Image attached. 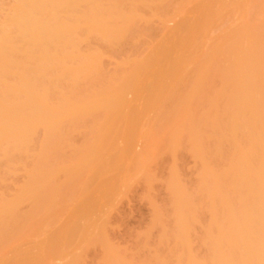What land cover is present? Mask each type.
Wrapping results in <instances>:
<instances>
[{"label": "bare ground", "instance_id": "obj_1", "mask_svg": "<svg viewBox=\"0 0 264 264\" xmlns=\"http://www.w3.org/2000/svg\"><path fill=\"white\" fill-rule=\"evenodd\" d=\"M224 16L232 24L210 37ZM154 20L160 40L140 59ZM126 44L132 55L107 72ZM144 118L115 175L119 190L150 184L152 162L172 159L146 228L167 250L134 259L104 247L98 264H264V0H0V264H78L73 238L99 229V208L68 230L56 260L43 262L35 239L58 206L116 168ZM184 156L197 165L192 185L176 164Z\"/></svg>", "mask_w": 264, "mask_h": 264}, {"label": "rangeland", "instance_id": "obj_2", "mask_svg": "<svg viewBox=\"0 0 264 264\" xmlns=\"http://www.w3.org/2000/svg\"><path fill=\"white\" fill-rule=\"evenodd\" d=\"M211 23L214 24L208 28V34L210 37H216L220 33L221 35L224 34L227 28L232 24V21L230 17L224 16L222 18H213ZM152 26L154 34L151 37L152 39L147 38L149 45L147 47L143 46L145 49L143 50L140 59L146 58L160 40V33L162 31L161 22L159 20H154L152 22ZM176 33L179 39L189 37V30L185 24L181 25L180 28L176 30ZM133 52L134 48L131 45H124L116 54V56L106 58V71L112 72L116 68H119L120 65H117L116 61L127 55H132ZM188 80L189 77L184 79L183 82ZM141 98L142 100L139 101V103H145L147 95L142 92ZM161 119H165V116H162ZM149 124L150 122L146 120V118L140 121L139 128H137L135 131V139L133 138L134 136H132V139L127 142V153L123 151L125 156H123L124 158H122V160L119 158L116 168L112 167L111 169L100 172L99 175L94 177V179L92 178L91 181L87 183L84 189H78L75 193L76 196L74 194V197H72L73 199H69V201H66L62 203V205L58 206V208H60V213L58 211L59 209L57 208V211H55L57 213L53 214L54 219L48 221V224L45 225L40 232L41 235L35 239V242H44V244L42 243V254H44L45 258H43V262L49 263L61 256L59 255V249H62V243H65V245H63V247H65L66 245H69L66 243L70 242V232H68V230L71 231L72 227L86 218L87 214L95 208H99V229L95 232L92 231V229L91 231L88 230L86 231L85 236L73 238L72 243L77 246L75 250L77 255H75L78 256V264H98V261L100 260L98 259V256L101 257L102 255V253L101 255H99V253L101 250L104 251V247H116V249L126 251L127 256L134 259H139L142 256L150 254V252H153L154 250H161V248L167 250L166 247H161L156 243L159 236L158 229H152L150 232H146V228L152 220L151 203L163 205V199L165 197L163 181L168 176L172 159L168 155L163 154L152 162L150 165V171L154 173V180L150 184L142 178L135 181L126 179L124 185L119 190L118 180H120V177L122 176H116L119 174L118 172L117 174L116 171L120 172V170L123 169V164L126 165L131 160L136 147L135 143L137 138L139 137L140 132L144 133V131H147ZM77 139H80V137H77ZM129 151L132 152L129 153ZM176 164L179 170L184 174V178L191 182L190 185L194 184L193 180L197 178V174L195 172L197 165L195 164L193 158L190 156L181 157L176 161ZM85 180V176H83V178L79 181V184ZM15 184V181H8L9 188H13ZM94 188H97L99 191ZM81 202L83 205H80L82 204ZM89 203H91V207ZM85 206H87V209ZM28 211V203L24 202L19 206V214L23 215ZM67 232L69 234H67ZM146 241L150 243H148V245L145 246L143 250L136 254V247L143 246ZM18 245L19 241L7 243L3 246L4 249L2 248L1 252L10 255L9 253L15 252L17 250ZM57 247L58 249H55ZM62 251H64V249H62ZM62 251L60 254H62ZM47 252L52 254H49L50 258L49 255L46 257L48 254ZM58 255L59 257L56 258ZM49 259H51V261ZM69 259L72 260L71 257H69L64 261ZM38 261L39 260H27L23 264H42V262ZM64 261L61 262L58 260V263L56 264H64Z\"/></svg>", "mask_w": 264, "mask_h": 264}]
</instances>
